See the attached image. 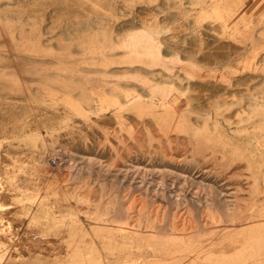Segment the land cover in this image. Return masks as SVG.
I'll list each match as a JSON object with an SVG mask.
<instances>
[{"label": "rangeland", "instance_id": "obj_1", "mask_svg": "<svg viewBox=\"0 0 264 264\" xmlns=\"http://www.w3.org/2000/svg\"><path fill=\"white\" fill-rule=\"evenodd\" d=\"M0 264H264V0H0Z\"/></svg>", "mask_w": 264, "mask_h": 264}, {"label": "bare ground", "instance_id": "obj_2", "mask_svg": "<svg viewBox=\"0 0 264 264\" xmlns=\"http://www.w3.org/2000/svg\"><path fill=\"white\" fill-rule=\"evenodd\" d=\"M144 19H145V18H144ZM147 20H148V19H147ZM164 29H165V28H164ZM208 36H209V35H208ZM226 38H227V37H226ZM222 44H223V43H222ZM223 46H224V44H223ZM209 47H210V46H209ZM224 47H225V46H224ZM226 47H227V46H226ZM226 47H225V48H226ZM238 47H239V46H238ZM184 48H185V47H184ZM221 48H222V47H221ZM228 48H229V47H228ZM197 49H198V48H197ZM209 49H210V48H209ZM218 49H219V48H218ZM229 49H230V48H229ZM203 50H205V49H203ZM220 50H221V49H220ZM222 50H223V48H222ZM227 50H228V49H227ZM217 51H218V50H217ZM224 51H225V50H224ZM224 51H223V52H224ZM228 51H229V50H228ZM212 52H213V51H212ZM226 52H227V51H226ZM224 53H225V52H224ZM210 54H211V53H210ZM213 54H214V53H213ZM227 55H228V54H227ZM218 58H219V57H218ZM198 59H199V58H198ZM204 59H205V58H204ZM220 59H221V58H220ZM199 61H200V60H199ZM204 66H205V65H204ZM251 77H252V76H251ZM253 78H254V77H253ZM210 84H211V83H210ZM214 91H215V90H214ZM113 126H114V125H113ZM67 143H69V142H67ZM65 145H66V144H65ZM71 147H72V146H71ZM69 149H70V147H69ZM70 151H71V150H70ZM48 161H49V160H47L45 163L48 164ZM57 162H58V161L52 160V164H53V165H57V164H58ZM132 215H133V214H132Z\"/></svg>", "mask_w": 264, "mask_h": 264}]
</instances>
